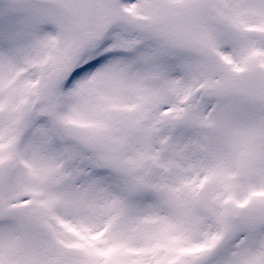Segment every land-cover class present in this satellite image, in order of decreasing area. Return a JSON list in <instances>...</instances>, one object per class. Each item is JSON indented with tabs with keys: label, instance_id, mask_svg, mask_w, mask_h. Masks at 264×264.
Listing matches in <instances>:
<instances>
[{
	"label": "snow or ice",
	"instance_id": "obj_1",
	"mask_svg": "<svg viewBox=\"0 0 264 264\" xmlns=\"http://www.w3.org/2000/svg\"><path fill=\"white\" fill-rule=\"evenodd\" d=\"M0 264H264V0H0Z\"/></svg>",
	"mask_w": 264,
	"mask_h": 264
}]
</instances>
